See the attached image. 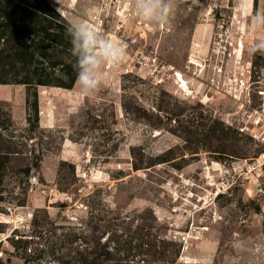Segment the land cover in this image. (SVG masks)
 <instances>
[{
	"label": "rangeland",
	"instance_id": "374dc122",
	"mask_svg": "<svg viewBox=\"0 0 264 264\" xmlns=\"http://www.w3.org/2000/svg\"><path fill=\"white\" fill-rule=\"evenodd\" d=\"M47 1L53 28L84 19L126 54L89 96L16 82L66 75L0 38V264H264V0H172L158 24L135 0Z\"/></svg>",
	"mask_w": 264,
	"mask_h": 264
},
{
	"label": "trees",
	"instance_id": "16d2710c",
	"mask_svg": "<svg viewBox=\"0 0 264 264\" xmlns=\"http://www.w3.org/2000/svg\"><path fill=\"white\" fill-rule=\"evenodd\" d=\"M18 11L20 13L18 14ZM26 12L34 13L37 24L27 22L24 18ZM53 9L49 7L47 0H0V17L4 16L6 21L0 22V38L4 39V43L10 44V48L7 47V51H12L14 48L18 49L16 58L24 65L28 63L29 48L42 49V54L47 57L52 68H59L60 71L66 75L63 77H54L53 73L42 72L40 74L35 73L37 78L35 81L28 72L23 69H15L16 65L11 68L15 70V73L22 75L21 78H17L16 82L26 85H43V86H59L65 88H71L76 79L78 78V70L76 67V57L74 61H65L63 58L57 56V52L64 54L65 48H72L71 38L68 35L66 25H61L53 28L50 23L51 18H54ZM16 18L19 19L16 22ZM43 23H50L48 25H41ZM32 35V36H31ZM32 37V38H31ZM35 42L34 44H28ZM35 40L39 41L36 42ZM45 49V51H44ZM56 49H59L56 53ZM55 50V51H54ZM9 53L3 54L2 59H6ZM5 55V56H4ZM63 56V55H62ZM72 60V59H70ZM11 63V62H10ZM25 73V74H23Z\"/></svg>",
	"mask_w": 264,
	"mask_h": 264
},
{
	"label": "clouds",
	"instance_id": "9594fccd",
	"mask_svg": "<svg viewBox=\"0 0 264 264\" xmlns=\"http://www.w3.org/2000/svg\"><path fill=\"white\" fill-rule=\"evenodd\" d=\"M58 3L63 6V0ZM135 9L147 22L165 23L172 10V0H135ZM250 28L257 33L264 32V10H257L250 18ZM66 31L71 38L72 54L76 57L80 89L89 96L94 95L102 85L105 65L122 61L125 48L84 19L69 21ZM249 50L264 52V35L251 40Z\"/></svg>",
	"mask_w": 264,
	"mask_h": 264
},
{
	"label": "bare ground",
	"instance_id": "6f19581e",
	"mask_svg": "<svg viewBox=\"0 0 264 264\" xmlns=\"http://www.w3.org/2000/svg\"><path fill=\"white\" fill-rule=\"evenodd\" d=\"M218 54V53H217ZM194 61V60H193ZM176 79H177V82L181 84V86L184 88V87H187V82L183 76V74L181 72H177L176 73ZM185 89V88H184ZM189 91V90H188Z\"/></svg>",
	"mask_w": 264,
	"mask_h": 264
}]
</instances>
